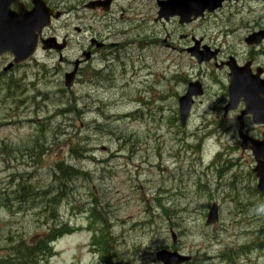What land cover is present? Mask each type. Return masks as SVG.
Returning <instances> with one entry per match:
<instances>
[{
    "label": "rangeland",
    "instance_id": "rangeland-1",
    "mask_svg": "<svg viewBox=\"0 0 264 264\" xmlns=\"http://www.w3.org/2000/svg\"><path fill=\"white\" fill-rule=\"evenodd\" d=\"M232 7L239 13L222 12L218 18L208 17L188 27L179 25L174 31V42L186 30L197 37L207 35L214 44V38L219 37L217 45L222 47L224 57L232 55L243 64L250 61L256 67H264V56L257 54L262 51L253 53L244 42L247 35L264 27V2L249 0ZM129 8L130 13L127 12ZM156 10L155 0H118L112 14L116 30L111 35L129 30L127 16L151 20L157 14ZM257 14L263 15L262 18L259 19ZM243 18L245 24L240 22ZM151 22L134 37L126 35L121 39L144 38L153 27ZM162 25L157 24L156 31L149 33L151 39L154 35L160 40L166 39V31L172 32L169 26L163 28ZM239 26L243 27L233 32ZM184 44L180 41V46ZM169 51H161L162 55L159 54L156 60L165 61L167 56L176 60L174 65H179L173 78L170 72H165L163 77L155 74L161 66L151 69L154 74L148 76L150 70L135 73L128 64L125 77L120 72L115 83L106 85L105 92H98L99 99L113 98L118 103L117 108L112 109L110 116L113 119L108 123H103L93 111L85 112L79 119L74 97L60 83L63 74L55 73L52 83H46V77H42L38 68L31 66L15 71L19 79L25 78L19 87L28 88L25 92L28 96L40 90L36 101L40 108L33 101L19 111L11 101L10 89L3 85L10 82L12 74L0 77L3 83H0V258H11L20 243L28 244L43 237L52 224L68 220L74 226L86 225L85 215L70 212L67 203L59 202L57 210L55 200L48 195L56 188L64 187L62 179H55L53 167L65 161L84 173L78 179L72 178L64 187H71L68 192L71 203L76 208L86 209L94 198L102 202L105 211L110 213L115 246L125 260L124 264H160L156 261V253L173 248L192 256V264H232L222 258L226 254L237 264H264V251L242 248L264 242V196L256 189L253 156L241 151L237 131L231 130L236 126L230 117L235 120L237 115L224 118L226 97L221 96L220 88L216 85V89L211 83L204 98L207 105L199 103L191 122L181 130L178 95L184 91V80L190 77L181 74L193 65L185 53ZM110 59L115 70L120 68L121 63L116 58ZM222 60H225L223 53ZM3 63L5 61L0 62V72L7 62ZM142 66L137 64L136 69ZM211 73V78L218 74L214 70ZM195 74L202 73L196 68L192 75ZM227 74L228 71L223 72L224 76ZM204 76H209L207 70L203 72ZM214 81L221 80L216 78ZM80 88L77 86V90ZM131 101H140V104H129ZM149 102L151 105L145 104ZM18 104L21 103L18 101ZM212 104L215 109H210ZM63 107H69L71 113L57 116L55 111ZM137 108L140 111H136ZM206 108L207 115L199 119ZM126 114H137L141 121L123 120L122 115ZM144 119L150 122L149 130ZM31 121L33 125L28 123ZM252 125H248L249 131L260 136L263 128ZM36 132L41 138L37 146H25ZM212 133H216L214 140L202 145L199 136ZM120 138L124 141H118ZM84 139L94 143L93 155L98 165L86 160V154L78 148L77 143ZM199 148L202 149L197 153ZM221 152L225 163L218 167L211 165L213 169L209 168L207 174H203V166L198 161L200 157L207 158L208 163L209 158H215ZM79 156L81 158L76 159ZM163 158L164 165L152 169L151 165L163 162ZM227 160L233 161V166L224 170ZM65 179L68 178L64 176ZM21 183L33 186L36 199L32 196L30 200H19L11 195ZM44 192H48V196ZM214 205L219 209V221L208 227L206 218ZM58 211L59 221L53 219ZM172 230L177 235L175 246ZM90 237L91 233L83 230L59 239L55 244L58 255L40 264H99V260L90 254L91 250L86 251Z\"/></svg>",
    "mask_w": 264,
    "mask_h": 264
},
{
    "label": "water",
    "instance_id": "water-1",
    "mask_svg": "<svg viewBox=\"0 0 264 264\" xmlns=\"http://www.w3.org/2000/svg\"><path fill=\"white\" fill-rule=\"evenodd\" d=\"M180 1L181 5L178 7L175 6L172 9V14L177 15H183L187 12V8L185 6V3L183 0H176ZM194 2V7L196 8L194 12H192L194 15H197V11H199V6H202L205 2V0H189ZM223 1V0H218ZM3 3H7V0H0V53L11 50V48L16 47L17 43L9 39L6 29L2 28V22L8 20L7 14H6V7ZM22 16V15H21ZM166 18L168 16H165ZM21 18V17H19ZM3 19V20H2ZM35 16L31 15L30 17H22L20 22L14 23L13 26V32L16 36L20 34H25L26 36H29L33 34L35 31H40L41 27L44 26V23L35 24L33 21H35ZM33 20V21H32ZM16 42H19L16 40ZM18 51V50H17ZM16 51V52H17ZM231 97H232V103L227 108V111L236 108L239 99L242 97L245 99V102L247 104L248 110L247 112H244L243 114H253L255 123L260 124L264 123V82L254 80L251 82H244L243 79L237 80L230 90ZM197 94H200L198 92ZM183 109L184 115H187L188 112V104L185 103ZM244 140L243 148L244 149H252L257 161L259 162V166L256 169L257 175L260 179L259 184V190L264 193V142H255L253 140H250L244 136H242ZM216 215L215 212L212 213L210 222L215 221ZM177 256V255H176ZM159 258L162 260V257L159 256ZM186 261V259H179V263ZM170 264H175L173 262H170Z\"/></svg>",
    "mask_w": 264,
    "mask_h": 264
},
{
    "label": "trees",
    "instance_id": "trees-1",
    "mask_svg": "<svg viewBox=\"0 0 264 264\" xmlns=\"http://www.w3.org/2000/svg\"><path fill=\"white\" fill-rule=\"evenodd\" d=\"M72 178H68L67 180H65V186H66V183H69V181L71 180ZM28 191H29V194L31 195L32 194V191H33V189L31 188V187H29L28 188ZM26 196H28V193H26L25 194V196L24 197H26ZM41 242H38L36 245L35 244H31L30 246H23V245H21V246H19L17 249L18 250H20V251H24V252H26L27 254H29V255H33V254H37V247H38V245L40 244ZM48 250V248H46V250L45 251H47ZM44 251V252H45Z\"/></svg>",
    "mask_w": 264,
    "mask_h": 264
},
{
    "label": "bare ground",
    "instance_id": "bare-ground-1",
    "mask_svg": "<svg viewBox=\"0 0 264 264\" xmlns=\"http://www.w3.org/2000/svg\"><path fill=\"white\" fill-rule=\"evenodd\" d=\"M103 75L101 74L100 77H102Z\"/></svg>",
    "mask_w": 264,
    "mask_h": 264
}]
</instances>
